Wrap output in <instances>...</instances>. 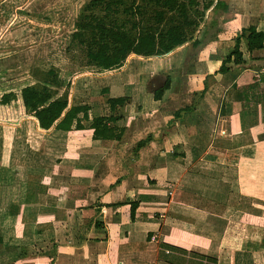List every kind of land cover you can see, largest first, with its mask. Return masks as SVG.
Listing matches in <instances>:
<instances>
[{
	"label": "crops",
	"instance_id": "obj_1",
	"mask_svg": "<svg viewBox=\"0 0 264 264\" xmlns=\"http://www.w3.org/2000/svg\"><path fill=\"white\" fill-rule=\"evenodd\" d=\"M21 1L0 4H16L13 20L60 4ZM222 1L199 46L75 76L70 104L117 117L119 138L94 137L91 120L0 123V264H264V49L244 43V63L220 71L242 28L264 32V0ZM41 34L4 31L0 71L34 63ZM112 98L125 99L113 112Z\"/></svg>",
	"mask_w": 264,
	"mask_h": 264
},
{
	"label": "trees",
	"instance_id": "obj_2",
	"mask_svg": "<svg viewBox=\"0 0 264 264\" xmlns=\"http://www.w3.org/2000/svg\"><path fill=\"white\" fill-rule=\"evenodd\" d=\"M138 1L132 0L122 9V13L129 17L128 20L120 22L116 18L108 23L92 12L98 7L103 10L108 8L110 11L111 3L115 0H89L84 4V13L79 16L81 20L78 23L82 34L77 33L74 38L79 39L81 45H86V64L95 67L94 75L118 72L126 66L130 57L161 58L186 45L197 47L202 40L198 39L196 33L201 25L206 24L210 12L227 11V3L222 0L209 1L202 6L197 0H141L158 8L153 23L141 27V22L135 21L142 7ZM21 13L31 17L26 25L35 28L39 26H32V19L45 21L49 17L47 14H31L23 10ZM233 40L234 47L223 60L220 71L227 70L224 67L227 62L232 61L235 65L244 63V43L248 52L264 49V32L258 31L254 26L242 28L233 36ZM8 74L7 70L0 71V123L17 125L23 119L31 117L36 121L39 130L49 132L53 129L80 130L83 128V120H91L94 137L119 138L107 124L117 117H93L88 106L70 104L69 89L72 87V80L67 79V73L66 76L61 75L59 70L49 68L34 81L28 78L11 81L7 78ZM167 86L168 83L156 91V98ZM205 89L206 87L202 94ZM124 102L123 98L109 99L111 111L116 106H122ZM192 110L191 106L183 108L176 111L175 115ZM147 141L148 139L140 141L137 148Z\"/></svg>",
	"mask_w": 264,
	"mask_h": 264
},
{
	"label": "rangeland",
	"instance_id": "obj_3",
	"mask_svg": "<svg viewBox=\"0 0 264 264\" xmlns=\"http://www.w3.org/2000/svg\"><path fill=\"white\" fill-rule=\"evenodd\" d=\"M16 1L17 6H20L18 0ZM22 1L24 2L25 0ZM131 1L132 0H115L114 3H111L110 11H108V8L107 10H103L102 7H98L92 13L99 18L103 17L107 23L116 18L120 22L126 21L129 17L122 13V9L129 5ZM50 2H52V5L56 4V0H51L47 3ZM87 2L88 0H60L59 5H55L52 10L46 13L49 15L47 20L36 22L32 19V26H39V28L36 29L42 32V36L40 35V38L37 40L40 44L38 46V52L36 51L34 63L29 66L22 65L16 69L9 70L7 78L11 81H20L23 80V78L34 81L35 78L39 79L45 70L55 68L60 71L61 75L67 73V79L72 80L73 85L74 78L77 74L94 73L95 67L86 64V45H81L78 42L79 39L74 38L75 34H82L78 26L81 20L79 16L84 13V4ZM138 2L142 7L135 21L141 22V27L149 26L153 23V18L158 8L144 3L143 1L142 3L141 0ZM8 5L9 4L5 3L0 4V59L12 53V48L8 46L6 43L7 41L5 42L2 39L3 32L14 26H24L29 22L28 18H31L23 15L21 13L22 9H19L17 10L19 18L13 20V14H15L14 7L16 4L13 5L14 7L12 6L14 9ZM12 20L13 22L10 24ZM83 40H85V38H83ZM71 77L73 78L71 79Z\"/></svg>",
	"mask_w": 264,
	"mask_h": 264
}]
</instances>
